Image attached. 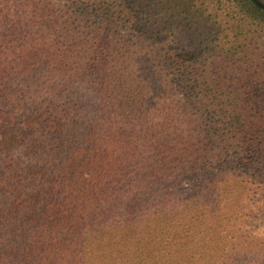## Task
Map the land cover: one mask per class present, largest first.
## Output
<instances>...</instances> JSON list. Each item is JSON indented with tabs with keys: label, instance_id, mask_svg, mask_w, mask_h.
Wrapping results in <instances>:
<instances>
[{
	"label": "trees",
	"instance_id": "trees-1",
	"mask_svg": "<svg viewBox=\"0 0 264 264\" xmlns=\"http://www.w3.org/2000/svg\"><path fill=\"white\" fill-rule=\"evenodd\" d=\"M258 2L0 0V264H264Z\"/></svg>",
	"mask_w": 264,
	"mask_h": 264
},
{
	"label": "rangeland",
	"instance_id": "rangeland-1",
	"mask_svg": "<svg viewBox=\"0 0 264 264\" xmlns=\"http://www.w3.org/2000/svg\"><path fill=\"white\" fill-rule=\"evenodd\" d=\"M264 2V0H262ZM194 177H202V174H195L193 176H187V178L184 180V182L182 183V186H180L179 188H177V191L180 193H187V194H192V193H197L198 190L200 189L201 185H197L196 181H194ZM193 180V181H192ZM232 207H225L224 208V213H228L230 212ZM232 211V210H231ZM231 213V212H230ZM192 218V217H191ZM183 222L186 223V225H188V228L190 229L189 226V218L188 217H184L183 218ZM149 227L148 228H142V229H134V232L130 235V238L133 240H139L141 243V247L144 248L146 243H149V241L152 240H156L158 237L161 238V241H158L160 243L163 244V247H167V251H169L168 253H166L165 249L162 253L159 254L158 251H152L154 258L159 257V255H162L163 257H171L170 259L176 260L179 258V251H182V249H178L180 248L177 244V242H180L178 238H174L175 241L173 239H168L166 237V235H168L169 230L167 227L164 226V221H159V220H148L147 221ZM255 225L259 224V229H254L253 233L251 232V234H253V239H257L258 243L261 244V240L264 239V221H260L259 219L256 220V222H254ZM145 227V226H144ZM217 227H215L214 233H213V237L215 239V241L218 240L219 238V233L216 229ZM202 236L199 235L197 236V240H202V238L200 237ZM183 242H186V244L188 246H190L191 244L197 243V241L195 239H191L189 237H185L183 239ZM200 244V243H199ZM188 250V251H187ZM184 254H186V256H188V254H196L199 253L200 257L202 258V253L201 251H195L194 253H192L191 251H194V249L190 246V247H185ZM197 263H199L200 259H196L194 260Z\"/></svg>",
	"mask_w": 264,
	"mask_h": 264
},
{
	"label": "water",
	"instance_id": "water-1",
	"mask_svg": "<svg viewBox=\"0 0 264 264\" xmlns=\"http://www.w3.org/2000/svg\"><path fill=\"white\" fill-rule=\"evenodd\" d=\"M258 4L264 8V4L263 3L258 2Z\"/></svg>",
	"mask_w": 264,
	"mask_h": 264
}]
</instances>
